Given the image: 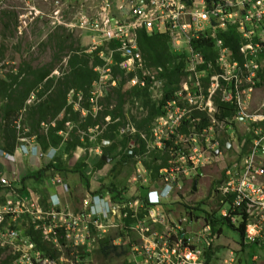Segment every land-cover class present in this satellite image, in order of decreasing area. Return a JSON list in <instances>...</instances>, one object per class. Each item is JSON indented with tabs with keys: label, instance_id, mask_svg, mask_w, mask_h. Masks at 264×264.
<instances>
[{
	"label": "built area",
	"instance_id": "built-area-1",
	"mask_svg": "<svg viewBox=\"0 0 264 264\" xmlns=\"http://www.w3.org/2000/svg\"><path fill=\"white\" fill-rule=\"evenodd\" d=\"M95 16L89 21L94 27V38L106 45V49L99 43L95 45L100 48L97 55L103 62L97 68L99 81L100 77L108 82L117 80L111 74L116 53L120 58L118 65L127 73L131 86L146 84L150 89H160L158 99L164 96L163 86L152 87L161 84L158 74L163 68L155 66L149 70L145 65L137 45V31L164 34L173 49L188 47L185 60L190 76L194 75L179 81L171 95L164 98L161 113L147 131L138 132L143 149L139 142H132L125 149L129 155H134L133 148L143 155L157 152L164 165L157 180L144 181L145 186H150L145 195L117 201L107 192L102 196L88 194L77 210L45 205L37 192L23 194L15 178L0 174V187L8 191L0 199V257L4 258L0 264H90L87 259L112 229L125 233L131 264H248L233 250L218 260L215 251L207 261L204 250L215 245L220 233L202 220L201 229L191 238L182 230L183 221L168 219L161 206L192 184L197 169L217 157L214 151L220 142L216 130L225 128L226 133L231 126L226 122L227 116L218 113L216 103L218 108L219 104H234L229 122L235 119L250 123L248 133L244 132L248 146L240 160L223 168L213 192L218 197L215 196L216 202L222 205L220 214L234 225L242 221L244 245L264 241V114H251L242 107L245 92L255 89L264 77V61L255 60L257 54L264 53V0H102ZM231 30L239 35L240 60L224 45V35ZM193 80L196 86L206 89L204 94L196 97L190 92L189 82ZM213 88V94L218 90L226 92H216V101V94L209 92ZM92 97L88 94L87 101H93ZM207 101L215 107L206 110ZM213 115L219 118L220 126L210 120ZM21 141L23 153L38 154L37 144L26 146L23 142L27 139ZM0 156L13 158L1 150ZM35 236L64 254L53 258L38 247ZM256 260L251 257L253 264Z\"/></svg>",
	"mask_w": 264,
	"mask_h": 264
},
{
	"label": "rangeland",
	"instance_id": "rangeland-1",
	"mask_svg": "<svg viewBox=\"0 0 264 264\" xmlns=\"http://www.w3.org/2000/svg\"><path fill=\"white\" fill-rule=\"evenodd\" d=\"M101 2L102 0H0V79L6 81L9 80V73H17L19 69H21L23 63L28 64L31 68H36L45 66L49 62H51V58L53 55L52 50L54 49L49 44L50 41L48 36L50 33L55 31L54 29H57V27L61 28L56 30L58 34H60L61 36L67 35L69 37L68 43L69 45H71L72 50L76 47H82V50L84 52H91L93 51V49H96L95 45L98 44L99 41L97 42V40L94 38V27L91 26V22L89 21L94 20V18L96 17L95 12L99 10ZM116 3H113V7L116 5ZM83 18L86 20V22L85 20H82ZM256 27L257 26H254V32L258 34V29ZM232 32L235 33L236 31ZM93 39H95L94 41L96 42H94ZM98 45H102L103 49H106V45L104 44V42L99 43ZM169 49L175 56H181L179 57V59L181 58L185 63V74L181 76L179 80H183L187 77H192L194 74L190 76L189 66H187V62L185 60L186 56L188 55V51H186L188 47L185 46L173 49V47L169 45ZM67 51L68 50L66 49L65 52ZM99 55L100 54H98L97 57L99 58L100 62H98V64L93 67V70L96 73L99 70H97V68L103 63ZM66 60L67 56L62 57V59L55 64L53 70L51 71L49 77L53 78L54 82L56 79H58L57 77H61V75L63 74V68L66 67ZM255 60L259 62L264 61V53L261 52L257 54L255 56ZM262 65H264L263 62ZM148 69L152 70L154 68L149 67ZM142 72L144 71L142 70ZM100 74L103 75L102 72H100ZM21 76H23V74ZM124 76L126 78L124 84L126 85V87H138L141 89V92L128 98L125 104L121 107L122 115L115 108V103L110 101V108L112 110V115L114 118L112 119L107 115L104 117V123L101 125V128H98L97 126L89 128L86 136L87 138L92 140V143H94V146L98 148V151L100 152H102L101 135L102 132L106 130L107 124L115 122L121 123L118 126V131L115 133L114 141L121 140V134L123 132L137 129L136 124L139 123L142 119L151 115L158 106L157 96H159L158 92L160 91V89H150V86H146V84L144 86H131L130 81L127 80V73H124ZM158 76H160V74H158ZM100 78L101 81H99L97 78L96 80L98 81H93L95 85H90L88 89L90 97L93 95V101L88 99L89 101L86 102V105H88L87 108L86 106L83 107V96L81 93H77L76 99L74 100L72 97L74 91L72 89L68 91L67 98L69 102H72L71 104L73 110L78 111L81 116L86 115L89 110L94 115L99 110H102L103 107H105V105H103V98L107 95L108 99H111V97L113 96L111 94V90L117 85V82L120 79L119 76H116V81L111 79L110 82H108L105 81L107 78ZM159 79L161 84L158 83L152 88H155L157 86H164L163 79L161 77ZM44 82L45 81H42L37 89L30 92V95L28 96L26 101L28 104L49 99L53 96L51 88L44 94L38 95ZM189 85V89L192 87V91L190 92L196 95V97L197 95H201L206 92V89L201 87V85L196 86L194 80L192 82H189ZM214 89L215 88L210 89L209 92L212 93ZM218 91H215V93H212V95H215ZM221 92L224 94L226 90H222ZM216 97H218L219 100L218 94L214 96V99L217 101ZM204 101L205 100H203V103ZM5 102L6 99L0 95V115L2 106ZM243 102L244 106L242 107H245L246 112L251 114H264V106H261V104L264 102V77L263 80H260L255 89L245 92V94L243 95ZM209 103H211V101H207L206 110L208 109V107H215V105L213 106L212 103L208 106ZM220 105L222 104H219V106ZM216 107L218 109V113L221 111V109H224L221 106L218 108V103H216ZM60 117L61 114H59L58 118ZM209 118L211 121H214L213 123L215 125H217V121L219 118L216 117V115H213L212 117L209 116ZM226 118V122L229 123L231 129H228L229 131H227L226 133H223V130L225 128L216 130L217 137H219L220 142V154L218 153L217 157L212 159V162L210 161L209 164H206L205 167H200L202 170V175H200L199 179L197 180L196 189H192L193 183L191 185L184 186L183 190H181L178 195L174 196V200L172 201V203L168 204L164 208L167 209L166 215L168 219L174 217L175 219L179 218L183 221L182 230H184L185 234L191 238H195V235L201 229V222L203 220V217L199 216L198 221L190 220L185 213L182 202H187L190 205H195L199 201H203V204H206V206H210L212 209L218 208V205L216 204V197H207L208 193L210 192V187L214 186L219 180L222 168L226 167L229 163H234L236 160H238V145L240 143L239 140L243 141V139L245 138L244 132L248 133L249 129L251 128L250 123L247 121L234 119L232 120V122H229L231 118ZM51 123L53 125L54 120ZM78 123L79 121L76 122V125H78ZM192 123L194 122H189V124ZM65 124L69 127H72L73 125L72 122L70 123L69 121H67ZM220 125L221 124L218 123V126ZM57 134L62 138L65 136V132L63 130H59ZM26 139L27 141L23 142L24 145L25 143L31 141L34 145L35 142L33 137H28ZM1 141L2 136H0V144ZM225 142H228L230 144V148L226 149L225 147H222V143ZM60 147L61 146H58L59 149L57 154L61 159L64 158V155L66 154H64V152L60 153ZM119 148L120 145H116L114 147L110 154V157L112 159H110L108 163H104V165H102V167H100L99 169L92 166V162L94 161L92 157L88 159L87 155H85V157L81 155V158H78V160H76L74 155H72L70 158H68L67 163L70 167L75 169L68 171L67 176H69L71 180H76L75 184H78L81 181V173H86L88 178L93 175V172L100 173V180L106 185L112 187L110 188V190H120L121 193H125L127 191L130 192V194L136 191V188H140L142 187V185H145L144 181L148 179H152L153 181L155 179L157 180V177L155 179L151 177L152 169L148 168L144 164V161L147 162V160L149 161L152 158V154L158 155L157 152L150 151L147 155H143L142 152L139 153L140 155H137L135 158L122 161V155H117L116 153L117 149ZM35 155L38 154L36 153ZM155 160L157 163H160L157 158ZM91 167H93V172L91 170ZM76 168L80 171H77ZM159 170L160 168L157 170L156 175H159ZM89 180H91V178L87 181ZM74 189L76 193L75 196L81 198L82 185L79 184L78 186H75ZM77 190L80 192V195L77 194ZM168 208H171V212H169ZM67 209L70 210L72 208L70 206ZM201 213L202 212H199L198 214L201 215ZM26 228L27 227H25L24 229ZM118 234L120 235V230L112 229L105 233L101 239L106 236H111L113 237L112 243H122L123 239L119 238ZM36 237L37 236H35V238ZM42 244L44 245L43 249H41L39 246L38 247L42 251L51 253L52 256H54L53 258L59 257L60 254H64V251L58 252L49 244H46V242H42ZM196 244L197 248H200L199 243ZM214 244L221 246V249L219 251L217 250V260L225 256L228 250H233L238 253L241 258H244L248 264H253V262L251 261L252 256H255L257 258L255 264H264V241L248 244L245 243L243 250L237 251V249H239L241 246L239 232L237 230L229 228L228 226L224 225L221 228L220 235L215 239ZM63 256L69 257L66 255ZM3 259L4 258L1 256L0 262ZM122 259L123 255H114L111 256V258L108 259L109 262H107L102 259L100 255L95 252V250H93L90 258H88L87 260L90 261V264H121Z\"/></svg>",
	"mask_w": 264,
	"mask_h": 264
},
{
	"label": "trees",
	"instance_id": "trees-1",
	"mask_svg": "<svg viewBox=\"0 0 264 264\" xmlns=\"http://www.w3.org/2000/svg\"><path fill=\"white\" fill-rule=\"evenodd\" d=\"M58 29L61 28L57 27V29H54L55 31L48 36L50 41L49 44L54 49L52 50L53 55L51 62L45 66L36 68H31L28 64L23 63V68L21 67L17 73H9V80L6 81L0 79V95L6 99L0 115V136H2L0 150L6 153L11 154L14 149L22 143V138L33 137L34 142L38 144L41 153H45L51 146H55L54 148L56 149H58V146H61L60 153L64 152V154L70 158L76 146H83L85 144L84 142L88 143L86 133L89 128H93L94 126L101 128V125L104 123V117L107 115L112 119L114 118L110 108V101L115 103V108L122 115L121 107L125 104L128 98L141 92V89L138 87H126V85H124L126 78L124 76V71L118 65L120 58L115 53L114 64L111 65V74L113 77L119 76L120 78L117 85L111 90V94L113 95L111 99L115 100L108 99L106 95V98H103V105H105V107H103L102 110H99L95 115L92 114L89 109L84 116H81L78 111L73 110L72 102H69L67 98V93L70 89L74 91L72 95L73 99H76V93H81L83 96V107H88V105H86L89 94L88 89L92 81L98 77V74L93 70V67L100 62L96 55L100 48L91 52H84L82 47H76L72 50L71 45L68 43L69 37L67 35L61 36L58 34V32H56ZM232 31L224 35V45L228 48L230 54L235 59L240 60L239 35ZM137 45L146 66H162L163 68L160 77L164 81V96L158 98V106L155 111L136 124V130L147 131L148 125L153 118L161 113V104L163 103L164 98L171 95V91L177 87L180 81L179 78L185 74V63L181 58L179 59V56H175L170 51L168 37L164 34L148 35L144 30L140 29L137 31ZM110 47L115 48L114 43H110ZM66 49L68 50V53L65 52ZM65 56H67L66 67L63 68V74L61 77H57L58 79L54 82L53 78L49 77V75L55 64ZM22 74L23 76H21ZM42 81L45 82L38 95L44 94L51 88L53 96L49 99L28 104L26 101L30 92L37 89ZM220 106L224 108L221 109V117H231L234 114V104H222ZM59 114H61L60 118H58ZM53 120L54 124L52 125L51 122ZM67 121L70 123L72 122V127L66 126L65 123ZM78 121L79 123L76 125V122ZM120 124L121 123L118 122L107 124L106 130L102 132V141H109V145L101 147L103 153L106 155L110 156L111 151L116 145H120L121 150H123L130 140L140 141L137 134L131 136V134H127V132L121 134V140L114 141L115 133L118 131V126ZM59 130L65 132L63 138L57 134ZM239 142L238 157H241L247 150L248 142L245 139H243V141L239 140ZM131 158L132 156L130 155H122V161ZM156 158H159L158 155L152 154V158L149 161H144V164L152 169L151 177L153 179L158 176L156 175L157 170L163 165V163H157L155 160ZM103 164L104 162L99 159L95 167H101ZM66 167L67 160L65 159L62 161L60 156L57 155L54 159L49 160L45 165L41 166L38 172L39 174H42L44 171H48L49 175H55L60 174V171H62L64 174V171H67ZM196 177L197 179L199 178L198 175H196ZM209 191L210 192L207 195L208 198L216 196L213 192V186L210 187ZM7 195V188H0V198L3 199ZM136 195L137 194H132L128 197L134 198ZM170 203H172V201L162 202V209ZM182 204L185 212L191 219L202 216L206 223L211 224L213 231L217 230V232L220 233L221 228L224 225L233 230H237L240 235V250H243V223L242 221H238L236 225L231 224L227 218L220 214L222 206L220 203L216 202L218 205L217 209H212L210 206H206V204H203V201H199L195 205H190L187 202H182ZM168 210L171 211V208H168ZM199 212H202L201 215L198 214ZM164 214H167V209L164 210ZM124 235L125 233L120 231L119 236L124 242L120 243V245L112 243L113 237H104L99 240L95 252L107 262H109L108 259H110L111 256L123 255L121 264H131V262L128 261V244L125 241ZM35 241L41 249L44 248V245L38 236L35 238ZM220 249V245L212 244V246H209L204 250L205 259L207 261L211 260V254ZM50 255L52 256V254Z\"/></svg>",
	"mask_w": 264,
	"mask_h": 264
},
{
	"label": "crops",
	"instance_id": "crops-1",
	"mask_svg": "<svg viewBox=\"0 0 264 264\" xmlns=\"http://www.w3.org/2000/svg\"><path fill=\"white\" fill-rule=\"evenodd\" d=\"M91 85H93V81ZM88 140H89V143L84 142L85 144L83 146H76L72 152V155H74L76 160H78V158H81V155L83 157L87 155L88 159L92 157L94 160L92 162V166H94V168H97L95 167V165L99 159L101 160V155L104 153L102 149H101L102 152L98 151V148L94 146V143H92L91 139L88 138ZM25 145L26 146L33 145V142L32 141L27 142L25 143ZM107 145H109V143ZM143 146L144 144H141V147ZM54 147L55 146L49 147V149H47L45 153H41L39 151L40 153H38V155H31L29 153H23L20 147L17 146L14 149V151L11 153L13 157L12 159L4 158L0 156V174H3L10 179L15 178L16 179L15 184L18 187V190H20L21 193L23 194H26L28 191L38 192V194L41 197L42 202H44L45 205L49 204V205H57V206L62 205V206H68V207L71 206V208L75 210L76 208L80 209L82 207V200L88 194L97 193V194H101L102 196V194L107 192L112 196L113 200L121 201V200L126 199V197L132 194L143 195L146 191V189H144L145 186L143 185L140 188H136L135 189L136 191L132 192L131 194L130 192H127V191L125 193H121L120 190L119 191L117 190L115 191L113 189L110 190V188L112 187H110L109 185H106L100 180V173H94L92 170L93 167H91V170L93 172V175L90 177L91 180L87 181L90 178L87 177L86 173H81L80 174L81 181L78 184H75L76 180H73V179L71 180L69 176H67L68 171L75 169V168L70 167L68 163L66 167L67 171H64V174L62 171H60V174H55V175H51V174L49 175L48 171H44L42 174H39L38 172L39 168L45 165L49 160L54 159L58 155L57 153H58L59 148L57 147L58 149H56ZM81 153H83L84 155ZM116 153L117 155H123V150L119 148L117 149ZM106 156L109 158V161L110 159H112L109 155H106ZM135 157L136 156H133L132 158H135ZM158 157L159 158L157 159L160 161V163H163L164 165L163 157L160 154H158ZM65 159L68 160L67 155H64V158H61L62 161H64ZM103 162L108 163L105 161ZM99 168L100 167H98L97 169ZM79 184L82 185L81 198H78L75 196L76 193H75L74 187L78 186ZM77 194L80 195V192L78 190H77Z\"/></svg>",
	"mask_w": 264,
	"mask_h": 264
},
{
	"label": "clouds",
	"instance_id": "clouds-1",
	"mask_svg": "<svg viewBox=\"0 0 264 264\" xmlns=\"http://www.w3.org/2000/svg\"><path fill=\"white\" fill-rule=\"evenodd\" d=\"M227 117H228V116H227ZM153 119H154V118H153ZM151 122H152V121H151ZM138 132H144V131H138V130H136V129H135V133H130V132L127 131V133H128V134H131V136H134L135 134H137V135L139 136ZM139 139H140V137H139ZM105 141H106V140H105ZM140 141H141L142 143H141ZM140 141H139V140H137V141H136V140H130L129 143H128V145L123 149V154L129 155V154H127V153L125 152V149H126L127 147H129V145H131L132 142H139V143H140V146H141V144H144V142H143L141 139H140ZM103 142H104V141H103ZM225 143H228V142H225ZM225 143H222V147H225ZM229 145H230V144H229ZM37 146H38V144H37ZM38 148H39V146H38ZM225 148H226V147H225ZM229 148H230V147H229ZM142 149H143V147H142ZM1 151H2V150H1ZM39 151L41 152L40 148H39ZM218 151H220L219 148H218V150H217V154H215V151H214V154H215V155H218ZM3 152H4V151H3ZM40 152H38V153H40ZM133 152H134V155H130V156H132V157L135 156V155H137V154L139 153V151H138L137 148H135V149L133 148ZM9 154H10V153H9ZM138 155H140V154H138ZM238 160H240V157H238ZM238 160H236V161H238ZM201 168H203V167H201ZM201 168L197 169L195 175H194L193 178H192L193 180H194V179H196V180L199 179V178L197 179L196 175H198L199 177H200V175H202V170H201ZM198 170L201 171V174H200V175L197 173ZM222 170H223V168L221 169V173H220V175L222 174ZM193 180H192V183H193ZM219 180H221V176H220ZM219 180H218V181H219ZM152 181H153V180H152ZM218 181H217V183H218ZM143 186H145V185H143ZM149 188H150L149 185H148V186H145L144 189H146V191H145V193H144L143 195H145V194L147 193V191H148ZM137 195H138V194H137ZM137 195H136V196H137ZM171 201H173V200H171ZM185 213H186V212H185ZM186 215L188 216L187 213H186ZM188 218L190 219L189 216H188Z\"/></svg>",
	"mask_w": 264,
	"mask_h": 264
},
{
	"label": "water",
	"instance_id": "water-1",
	"mask_svg": "<svg viewBox=\"0 0 264 264\" xmlns=\"http://www.w3.org/2000/svg\"><path fill=\"white\" fill-rule=\"evenodd\" d=\"M108 143H109L108 141H104V142L102 143V146H105V145H107ZM225 147H226V149H228V148L230 147L229 143H225ZM215 154H217V151H215ZM101 160H102V161H105V162H108V161H109V158H108L106 155L102 154V155H101ZM197 173L200 175V174H201V171L198 170ZM196 185H197V180L194 179V180H193V188H192L193 190L196 189Z\"/></svg>",
	"mask_w": 264,
	"mask_h": 264
},
{
	"label": "flooded vegetation",
	"instance_id": "flooded-vegetation-1",
	"mask_svg": "<svg viewBox=\"0 0 264 264\" xmlns=\"http://www.w3.org/2000/svg\"><path fill=\"white\" fill-rule=\"evenodd\" d=\"M91 112V111H90Z\"/></svg>",
	"mask_w": 264,
	"mask_h": 264
}]
</instances>
